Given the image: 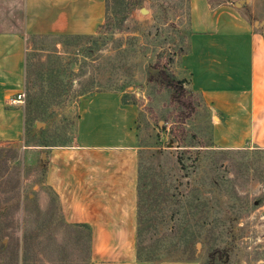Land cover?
I'll return each mask as SVG.
<instances>
[{"label":"rangeland","instance_id":"obj_1","mask_svg":"<svg viewBox=\"0 0 264 264\" xmlns=\"http://www.w3.org/2000/svg\"><path fill=\"white\" fill-rule=\"evenodd\" d=\"M107 2L113 21L99 30L104 36L97 45L90 38L27 40L25 137L0 145V264H90L86 232L64 225L43 185L44 151L27 145L70 143L79 97L116 87L139 108L146 186L138 240L151 262L207 264L220 250L215 264H264V149L218 147L211 112L202 106L187 124L185 142L209 147L200 151L196 169L190 160L180 169L174 140L183 135L174 125L171 93L151 77L156 64L169 82L189 88L179 63L188 47V0ZM21 9L22 0H0V31L20 30ZM27 223L40 237L50 236L55 251L34 254V241L25 249Z\"/></svg>","mask_w":264,"mask_h":264},{"label":"crops","instance_id":"obj_2","mask_svg":"<svg viewBox=\"0 0 264 264\" xmlns=\"http://www.w3.org/2000/svg\"><path fill=\"white\" fill-rule=\"evenodd\" d=\"M188 6V47L179 63L211 112L213 143L264 149V0H188ZM21 10L19 31H0V145L25 137V99L11 100L24 92L27 40L93 36L105 20V0H22ZM66 140L27 146L44 151L43 185L63 223L86 232L89 263L150 264L136 257L138 106L122 91L83 94Z\"/></svg>","mask_w":264,"mask_h":264},{"label":"trees","instance_id":"obj_3","mask_svg":"<svg viewBox=\"0 0 264 264\" xmlns=\"http://www.w3.org/2000/svg\"><path fill=\"white\" fill-rule=\"evenodd\" d=\"M108 0H105V20L104 24L100 27L103 28L105 25H109L113 21L111 17L109 16V9H108ZM129 7V6H128ZM99 29V30H100ZM108 32V31H107ZM99 31L96 35L93 36H87V37H74V38H90L94 40V43L97 45L100 43V41L103 39V36L100 38ZM153 69L158 71V75L151 76L154 79H157L162 85L167 86V89L170 90V101L169 105L173 108L174 113V121L175 124L178 126L179 132L183 135L182 138L175 139L174 141H177V147H179L180 152L177 156V163L180 167V169L185 170L187 169V166L185 165V160H190L191 166H193L196 169V166L201 163L200 162V151H203L205 148L209 147L206 144H204L202 141H198L196 144H186V134L188 133V123L189 121L196 115L199 107H204L206 109L205 104L201 100V96L193 91L191 88L185 89L183 86L182 81H175V82H169V79L167 78V75L164 74V72L158 67V65H153ZM150 77V78H151ZM115 91H122L121 88L114 89ZM207 110V109H206ZM264 151V150H262ZM190 154V156L186 157V154ZM193 155V157H191ZM189 166V165H188ZM146 186L145 177L141 173L140 164L138 165V174H137V245H136V257L139 262H145L150 263L151 262V251L150 250H143L140 247V241L138 240V228L142 221V214L144 215V206H143V200H144V188ZM61 216V215H60ZM64 225L73 232V229H76L78 231L80 230V227L73 226V225H67L64 223ZM83 231V230H82ZM40 231L37 228L30 227L27 223L26 228L24 229V243H25V249H28L32 241H34V244L32 247H34L33 253H41L45 251H55L56 247L54 242H51L50 236L40 237L41 234ZM231 233H233V230H230ZM77 237V236H75ZM50 238V239H49ZM87 244H86V251L89 249V238H86ZM140 239V238H139ZM31 241V242H30ZM27 245V246H26ZM223 252H220V250H214L208 255L207 264H215V255H220ZM191 259H187L185 261H189ZM197 261V260H196ZM26 262V259L24 260ZM26 264V263H25Z\"/></svg>","mask_w":264,"mask_h":264},{"label":"built area","instance_id":"obj_4","mask_svg":"<svg viewBox=\"0 0 264 264\" xmlns=\"http://www.w3.org/2000/svg\"><path fill=\"white\" fill-rule=\"evenodd\" d=\"M25 99V93L22 91L17 96L11 100V103H23Z\"/></svg>","mask_w":264,"mask_h":264},{"label":"water","instance_id":"obj_5","mask_svg":"<svg viewBox=\"0 0 264 264\" xmlns=\"http://www.w3.org/2000/svg\"><path fill=\"white\" fill-rule=\"evenodd\" d=\"M140 11H141V13H145V9H143V8ZM150 72L155 73V75H158V71H156V70H150Z\"/></svg>","mask_w":264,"mask_h":264}]
</instances>
